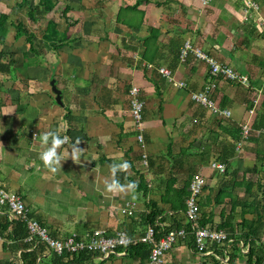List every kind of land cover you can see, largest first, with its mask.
Here are the masks:
<instances>
[{"label":"crops","instance_id":"obj_1","mask_svg":"<svg viewBox=\"0 0 264 264\" xmlns=\"http://www.w3.org/2000/svg\"><path fill=\"white\" fill-rule=\"evenodd\" d=\"M6 1L0 0L9 12L5 40L14 34L8 23L17 12ZM51 1L54 8L38 10L32 22L40 26L46 17L45 28L55 23L53 34L64 41L60 47L40 46L45 31L34 30L36 47L48 51V70L39 53L10 77L0 72V187L19 195L29 216L53 236L99 227L123 229L136 238L149 225L145 216L152 202L161 210L154 217L160 230L185 223L178 195L188 193L198 172L205 178L200 219L228 233L229 257L219 250L201 253L185 237L165 253L163 264H251L241 221L254 218L255 206L264 218V131L255 132L264 128V0H254L255 8L245 0H143L135 8L137 0ZM65 6L70 20L60 11V24L55 13ZM184 41L244 74L248 85L211 75L192 53L181 60ZM52 79L60 104L50 89ZM207 84H213L208 94L216 110L190 97ZM132 86L144 102L141 129L129 110ZM244 123L252 131L237 151ZM50 130L71 142L79 139V162L69 156L56 172L43 165L42 134ZM66 148L57 149L61 157ZM122 160L130 164L116 173L123 187L109 189L110 165ZM212 163L224 164V171ZM130 181H135L132 190ZM128 201L135 202L132 214L122 212ZM5 216L14 218L0 205V219ZM257 235L264 242V222ZM27 249L0 236V264H25L21 254ZM139 252L92 254L84 264H144L147 252ZM50 258L44 248L35 262L51 264Z\"/></svg>","mask_w":264,"mask_h":264},{"label":"built area","instance_id":"obj_2","mask_svg":"<svg viewBox=\"0 0 264 264\" xmlns=\"http://www.w3.org/2000/svg\"><path fill=\"white\" fill-rule=\"evenodd\" d=\"M209 0H202L205 4ZM247 6L256 7L254 0H245ZM188 53H192L196 58L207 63L209 73L213 76H222L225 79L231 80L234 83L248 85V80L244 74L238 73L225 63H221L211 55L202 51L199 47L192 45L189 41H184L180 48L179 57L185 59ZM159 72L171 79L170 71L160 67ZM179 86H185L184 82H177ZM213 84L205 85L201 90L191 91L190 97L192 100L216 110L212 100L209 98L208 91ZM138 87L130 88V103L129 110L133 118V122L137 129H141L143 125V108L144 102L138 95ZM220 113L229 115L228 110H221ZM252 129L248 123L241 126L240 138L236 143V150H240L243 142L249 137ZM264 131L258 129L255 132ZM141 140V134L137 135ZM143 163L146 164V154L142 153ZM212 167L219 171H224V164L212 163ZM205 178L202 174L193 173L189 185L188 194L185 198V222L189 224V229L184 226L168 228L161 236L156 237L154 226L147 225L144 232L133 238L123 229H115L112 232H107L103 228H93L81 233L69 232L63 236H53L48 229L42 225L37 219L32 218L28 214V209L19 195L0 187V205H4L14 217L23 219L26 222L27 234L24 241L33 242V247L37 244H43L46 251L50 255H72L78 254L81 251L92 252L98 255H109L118 249H126L129 245L136 243H145L149 246V253L144 264H163L164 255L178 241L184 239L189 233L193 235V245L196 250L201 253L215 254L217 250L223 257H229L230 243L232 239L228 233L222 228L208 227L200 223L199 213V198L203 192ZM134 201L126 202L122 208L123 213L132 214Z\"/></svg>","mask_w":264,"mask_h":264},{"label":"trees","instance_id":"obj_3","mask_svg":"<svg viewBox=\"0 0 264 264\" xmlns=\"http://www.w3.org/2000/svg\"><path fill=\"white\" fill-rule=\"evenodd\" d=\"M143 0H137L135 5L133 7L135 8L138 3H140ZM1 5V3H0ZM54 3L51 0H37V3H33V0H14V3L11 7V10L14 11H21L24 10V15L28 17V19L33 22L35 20V11L34 9L37 6H42V9L45 11H49L52 8H54ZM69 10V6H65L61 10L62 16L65 18L66 21H69L70 18L66 15V12ZM9 18V12L8 10L2 11L0 10V43H3L5 40V36L8 32V28L6 26L7 21ZM11 22V21H10ZM68 22L67 24H69ZM9 26L15 27V35L14 39L19 40L22 36H24L25 41L29 44L28 46V52L26 51V55L28 54H33L34 56L35 52H38L34 47H33V38H34V33L32 30H30L26 25L23 20H18L16 23H8ZM54 24L51 22L47 23L45 32L42 35V39L44 41V45L49 47V43H52L54 47H60L64 41L59 39V33L58 34H53L54 28H52ZM55 27V26H54ZM52 28V30H51ZM63 33V32H62ZM64 33L61 34V39L63 37ZM52 38L58 39V43L55 44L53 43L54 41ZM49 42V43H48ZM56 42V41H55ZM48 43V44H47ZM28 61L30 62L31 60H27V63L25 64L26 66L29 64ZM2 62V61H1ZM13 61L10 60L8 63H0V72L4 73L7 72L8 74H13ZM14 76V75H12ZM188 193L182 194V192L178 195L179 196V206L185 210V197L187 196ZM247 208L249 206L254 205V202H248ZM264 208V205H263ZM161 213V210H159L155 204L152 202L151 203V208L149 212L145 216V221L154 226L155 231H156V237L161 236V234L167 230L168 228L164 230H160L158 226L155 225V220L154 217L156 214ZM254 218L251 220H247L245 218L242 219L241 224L242 228L245 229L244 231V241L247 243L248 242V249H247V257L248 260L251 261V264H261L264 261V242L260 240V237L257 235L260 225L264 222L263 214L260 210V208L254 207ZM200 223L203 225L204 222L203 220L200 219ZM179 226H184L185 228L189 229V224L187 222L183 223L182 225L179 224ZM177 226V228L179 227ZM223 226V225H222ZM27 234V228H26V222L23 219H20L18 217H14L11 220H8L7 216L3 217L0 219V236L6 240H9L12 242V245L17 247V246H22L23 248L27 249L29 247L33 246V242H26L24 241V237ZM186 238L189 239V244H193V235L188 234ZM44 246L43 244H37L35 247L31 249H27L26 252L22 253V258L26 259L25 264H36L35 259L37 255L42 253L44 251ZM127 249L133 250L135 252L137 251H142V252H147V255L149 253V246L145 243H136L129 245ZM139 252V253H140ZM260 252V255H258ZM257 253V254H256ZM92 252H85L81 251L78 254H72V255H63V256H57V255H51L50 258V263L51 264H84V262L92 256Z\"/></svg>","mask_w":264,"mask_h":264},{"label":"rangeland","instance_id":"obj_4","mask_svg":"<svg viewBox=\"0 0 264 264\" xmlns=\"http://www.w3.org/2000/svg\"><path fill=\"white\" fill-rule=\"evenodd\" d=\"M6 3H8V4H10V5H12L13 3H14V0H8V1H6ZM33 3L35 4V3H37V0H33ZM58 6H61V5H58ZM40 9H42V7L41 6H37L35 9H34V11L36 12L35 14L36 15H39L38 14V10H40ZM0 10H2V11H6V7L1 3V5H0ZM60 11L61 10H56V16H55V20H57V22L58 23H62V20H63V18H61V15H60V17L57 15V13H60ZM20 12V13H19ZM19 12H15L14 13V17L13 18H11V21L13 22V23H16L18 20H19V18L21 17V19L20 20H23L25 23H26V26L30 29V30H32L33 31V33H34V38H33V47L38 51V52H35L34 53V55H36L35 57H37V56H39V53L40 54H42V59H43V61L42 62H46V63H44V64H42V66L44 67V68H46L47 70H48V65H47V61H48V59H45V58H47V57H45V55H48V51H44V49H43V47L40 49V50H38V48L36 47V46H39V44L36 42V38H37V36H38V34L36 33L37 32V28L39 27V29H38V33H40V31H41V29H42V31L44 30L45 31V21H46V17H42L43 19H42V21L40 22L41 23V25L40 26H35L34 24H32V22L28 19V17H26L25 15H24V10H21V11H19ZM26 18H25V17ZM63 17V16H62ZM47 18H48V16H47ZM55 24V23H54ZM54 26H56V25H53L52 26V28H54L55 29V27ZM51 28V29H52ZM15 27H14V34L12 35V33H10L9 34V36H7V39L5 40V41H3V43H4V45H3V47L2 48H0V63H8V61H10V60H12L14 63H13V67L15 68V67H20V64H23V63H25L28 59H32L31 57H32V53L31 54H28L27 53V55H26V51L28 50V46H29V44L25 41V39L24 38H22V37H24V36H22L20 39V42H18L19 40H15L14 41V35H15ZM34 30H36V32H34ZM0 39H1V37H0ZM39 40L41 41V44H40V46H43L44 45V41H43V39H42V36L39 38ZM14 42V43H13ZM49 43V42H48ZM47 43V44H48ZM26 45L27 47H23V45ZM1 47V46H0ZM18 47V48H17ZM20 48V49H19ZM47 50H49V49H47ZM28 52V51H27ZM49 58V57H48ZM2 61V62H1ZM15 62H16V65H15ZM13 74H15V71H14V69H13V72H12ZM4 74H5V76H9L10 77V75L7 73V72H4Z\"/></svg>","mask_w":264,"mask_h":264},{"label":"clouds","instance_id":"obj_5","mask_svg":"<svg viewBox=\"0 0 264 264\" xmlns=\"http://www.w3.org/2000/svg\"><path fill=\"white\" fill-rule=\"evenodd\" d=\"M41 143L46 145V148L40 153V159L43 161V165L46 168H49L52 172L60 170L61 161L69 156H71L73 161L79 162L80 148L77 146L79 139H77L75 142H71L67 135L61 136L59 132L50 130L42 134ZM62 145H67V148L65 149V155L63 157H61L57 151V149ZM69 148H71V152L68 151ZM129 167L130 164L126 160H122L119 163H113L110 165V172L113 179L107 184V187L109 189L122 188L123 186L120 185L119 180L116 179V173L118 170H125ZM127 187L129 190L134 189L135 181H130Z\"/></svg>","mask_w":264,"mask_h":264},{"label":"water","instance_id":"obj_6","mask_svg":"<svg viewBox=\"0 0 264 264\" xmlns=\"http://www.w3.org/2000/svg\"><path fill=\"white\" fill-rule=\"evenodd\" d=\"M50 85H51L50 86V89L54 93L56 102L60 104L61 103V100H60V90L56 87L53 79L50 81Z\"/></svg>","mask_w":264,"mask_h":264}]
</instances>
